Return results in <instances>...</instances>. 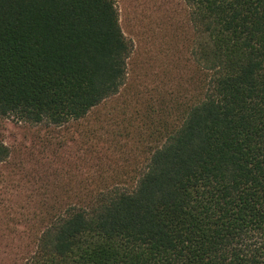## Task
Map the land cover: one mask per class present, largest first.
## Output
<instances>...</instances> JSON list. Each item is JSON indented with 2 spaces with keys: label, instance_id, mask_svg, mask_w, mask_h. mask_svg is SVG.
<instances>
[{
  "label": "trees",
  "instance_id": "1",
  "mask_svg": "<svg viewBox=\"0 0 264 264\" xmlns=\"http://www.w3.org/2000/svg\"><path fill=\"white\" fill-rule=\"evenodd\" d=\"M183 1L197 87L141 94L114 0H0V119L85 121L96 143L16 264H264V0Z\"/></svg>",
  "mask_w": 264,
  "mask_h": 264
},
{
  "label": "rangeland",
  "instance_id": "2",
  "mask_svg": "<svg viewBox=\"0 0 264 264\" xmlns=\"http://www.w3.org/2000/svg\"><path fill=\"white\" fill-rule=\"evenodd\" d=\"M114 1L120 29L132 44L127 60V88L141 94L196 89L195 68L189 57L193 29L184 1ZM90 125L82 121L56 129L32 126L14 118L0 119V142L11 151L8 161L0 165V175L6 179L0 187L8 189L4 207L14 222L8 227L11 230L0 224L2 264H16L15 259L28 245L26 222L40 213L42 203L51 202L53 191L82 188L78 182L80 176L91 171L96 144L89 133ZM103 150L100 154L104 160L113 156L114 150L106 156Z\"/></svg>",
  "mask_w": 264,
  "mask_h": 264
}]
</instances>
